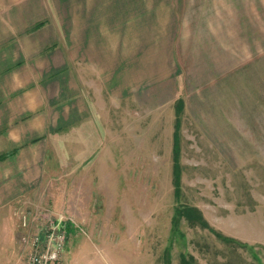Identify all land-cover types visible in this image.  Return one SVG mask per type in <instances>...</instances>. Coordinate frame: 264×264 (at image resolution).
I'll return each mask as SVG.
<instances>
[{"label":"rangeland","instance_id":"rangeland-1","mask_svg":"<svg viewBox=\"0 0 264 264\" xmlns=\"http://www.w3.org/2000/svg\"><path fill=\"white\" fill-rule=\"evenodd\" d=\"M163 2L102 53L133 92L95 90L96 52L78 63L89 114L47 132L39 180L0 209V264L23 263L19 216L41 210L72 220L64 264H264V0ZM39 37L67 60L72 37Z\"/></svg>","mask_w":264,"mask_h":264},{"label":"crops","instance_id":"crops-1","mask_svg":"<svg viewBox=\"0 0 264 264\" xmlns=\"http://www.w3.org/2000/svg\"><path fill=\"white\" fill-rule=\"evenodd\" d=\"M163 1L155 0L158 6L141 12L145 0H0V209L29 194L39 180L47 132L61 131L89 114L86 98L78 96V63L87 58L90 63L97 53L93 71L103 80L97 91L131 93L139 86L138 74L132 72L127 75L133 79L118 82L102 64V53L108 51V37L134 43L142 19L156 20ZM11 19L20 20L16 25L24 29L45 24L17 41ZM44 34L72 37L67 60L48 41L41 43Z\"/></svg>","mask_w":264,"mask_h":264},{"label":"built area","instance_id":"built-area-1","mask_svg":"<svg viewBox=\"0 0 264 264\" xmlns=\"http://www.w3.org/2000/svg\"><path fill=\"white\" fill-rule=\"evenodd\" d=\"M19 220L23 230L20 241L26 250L22 264H64L63 253L67 241L65 225L70 219L41 210L33 216L21 213ZM31 223H36L34 232L30 230Z\"/></svg>","mask_w":264,"mask_h":264},{"label":"trees","instance_id":"trees-1","mask_svg":"<svg viewBox=\"0 0 264 264\" xmlns=\"http://www.w3.org/2000/svg\"><path fill=\"white\" fill-rule=\"evenodd\" d=\"M40 26H42V23H40V24H37L36 26H35V28H38V27H40ZM176 147V146H175ZM193 212L198 216V212L194 209L193 210ZM179 214H182V213H179ZM199 218V220L202 222V226L205 228V229H208V230H211V232H213L216 236H218L219 238H222L221 237V235L220 234H218L217 232H215L214 230H212L203 220H202V218L199 216L198 217ZM226 240V239H225Z\"/></svg>","mask_w":264,"mask_h":264}]
</instances>
